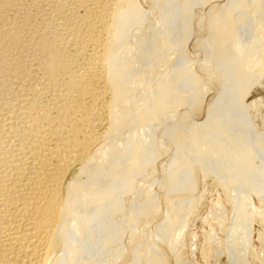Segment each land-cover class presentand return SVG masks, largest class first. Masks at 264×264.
Instances as JSON below:
<instances>
[{
    "label": "bare ground",
    "instance_id": "6f19581e",
    "mask_svg": "<svg viewBox=\"0 0 264 264\" xmlns=\"http://www.w3.org/2000/svg\"><path fill=\"white\" fill-rule=\"evenodd\" d=\"M263 85L264 0H0V264H264Z\"/></svg>",
    "mask_w": 264,
    "mask_h": 264
},
{
    "label": "rangeland",
    "instance_id": "374dc122",
    "mask_svg": "<svg viewBox=\"0 0 264 264\" xmlns=\"http://www.w3.org/2000/svg\"><path fill=\"white\" fill-rule=\"evenodd\" d=\"M253 101H258L260 104L259 115H257V118L254 119L255 123L258 125H262V122H264V85L263 86H256L251 90V94L248 97V103L253 102ZM253 117H255V116L253 115ZM252 200H253V203L255 206L260 205L259 197H257L256 195L252 196ZM257 216H255V219L253 220L254 222H253V229H252V232H253L252 233V236H253V243L252 244L258 249L257 250L258 252L259 251L261 252L263 247L261 245V242L259 240L258 235L264 234V226H262V224H260L259 216L258 217ZM226 260H227V256L223 255V258L217 260L216 264H223V263L227 264Z\"/></svg>",
    "mask_w": 264,
    "mask_h": 264
}]
</instances>
